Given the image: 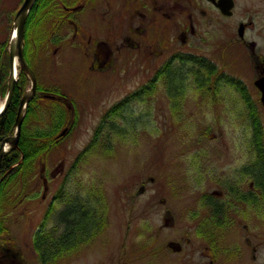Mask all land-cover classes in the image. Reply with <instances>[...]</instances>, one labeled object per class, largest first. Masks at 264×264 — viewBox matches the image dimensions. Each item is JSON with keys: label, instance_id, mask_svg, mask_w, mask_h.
<instances>
[{"label": "rangeland", "instance_id": "1", "mask_svg": "<svg viewBox=\"0 0 264 264\" xmlns=\"http://www.w3.org/2000/svg\"><path fill=\"white\" fill-rule=\"evenodd\" d=\"M19 3L20 0H0V43L7 41L10 20ZM85 21H88L86 15ZM45 26L46 31L52 25L47 22ZM61 30V34L67 32L69 38L72 35L71 30ZM48 33L51 36V31ZM85 35L81 31L77 37ZM45 40L46 37H42L37 41L41 45L39 58L35 46L34 61L28 56L30 68L37 83L48 92L63 94L68 99L67 104L75 105L76 109L68 113L63 102L48 100L35 105L30 112V131L42 122V127L48 130L51 125L62 122L61 131L67 124L66 115L73 123L71 131L47 155L44 167L40 170V165L33 171L34 176L47 171L50 180L45 192L37 181L29 190L32 196L20 199L22 192L33 186L32 180L23 183L18 180L22 186L17 183L5 188L4 200L9 199L10 205L5 202L0 215L7 234L15 237L11 244L20 247L28 264H177L166 244L188 232L186 222L191 223L188 215L197 209L200 199L216 197L214 192L225 191L219 184L224 171L249 165L253 160L252 121L248 119L251 110L228 85L220 89L217 102L210 103L203 89H193L197 84L192 76L188 77L187 85L184 83V95L180 97L176 93L178 80L173 79L170 86L158 81L156 91L145 98L146 106L133 108L131 117L127 113L122 128L109 133L110 144L101 147L99 141L92 138L106 110L147 82L168 56L144 62L129 52L128 57L119 58L113 71L100 72L91 69L90 43L84 45L77 40L73 45L68 42L51 45L48 41L49 48L43 51ZM209 58L224 70V75L240 80L243 85H252L253 72L239 51L227 50L222 61L213 55ZM257 116L264 145V109L258 108ZM88 144L87 155L77 160ZM63 186L64 193L50 207L43 229L49 231L55 225L65 228L64 221L70 228L73 224L80 225V229L87 227V231L78 236V245L84 248L76 246L63 253L62 259L42 262L31 248V238L42 223L48 199L54 198ZM205 202H208L205 212L212 213L214 201L206 199ZM260 203L255 221L247 218L241 225L235 222L216 241L214 256L218 264L246 262L245 257L244 262L229 257L226 252L240 245L246 250L242 240L251 229L256 238L257 259L261 264L264 262V203ZM76 208L79 210L76 214L66 216ZM101 212L105 222L97 219ZM62 213L65 215L63 225L57 220ZM244 225L247 226L245 233ZM197 228L200 233L218 229L210 219L202 222L200 218L194 221L193 230ZM98 229L101 232L98 233ZM46 248L50 247H45L48 253L51 248L49 251Z\"/></svg>", "mask_w": 264, "mask_h": 264}, {"label": "flooded vegetation", "instance_id": "2", "mask_svg": "<svg viewBox=\"0 0 264 264\" xmlns=\"http://www.w3.org/2000/svg\"><path fill=\"white\" fill-rule=\"evenodd\" d=\"M97 1L101 3L98 4ZM59 2V25L70 26L72 35L69 38L65 32L62 36L54 37V41L60 44L68 42L71 45L77 40L84 45L90 43L92 70L113 71L112 68L119 58L123 55L128 57L129 52L144 62L151 58L160 59L165 55L168 56L165 63H174L186 56L185 60L190 62L192 67L208 75L202 89L208 94L210 103H216L220 89L228 85L235 89L241 97V102L251 110L248 119L256 122L259 120L257 110L264 109L261 90L257 85L264 86V0H59ZM68 4L74 5L68 7ZM84 14L88 21L84 22ZM90 16L99 25L102 24V29L93 28L92 24L89 26ZM81 31L86 35L78 38L77 35ZM229 49L239 51L247 62L254 75L252 85H243L240 80L237 84H230L235 81L234 78L224 75V70L209 58L213 55L222 61ZM161 71L162 66L152 77L156 79ZM226 77H229L228 81ZM153 88L155 84L147 86L148 90ZM176 93L181 96L179 86ZM37 94L40 95V91L37 90ZM143 98L145 99L146 95L143 94ZM60 102L71 109L65 98ZM125 104L124 114L127 113L129 106L128 103ZM261 162L258 164L255 154L249 165H241L223 172L221 177L223 180L219 184L225 191H216L213 193L216 197L211 195L206 198L214 201L212 213L205 212L208 211V202H205L206 199H200L197 209L188 215L191 220L190 224L186 222L189 233L185 231L166 244V248H171L170 253L177 264H218L214 256V251L217 252L215 243L223 237V232L232 228L235 222L241 225V221L247 218L255 221L258 215L257 207L262 204L260 202L264 203V160L261 159ZM41 182L45 192L47 180L42 177ZM43 198L47 199L45 194ZM53 200L54 198L48 199L41 221L48 219ZM198 218L202 222L210 219L211 224L218 229L209 233H200L198 228L194 231V221ZM54 227L52 235L61 238L64 230ZM246 231L247 226L244 225L243 232ZM39 233L41 237L37 240ZM52 235L50 231L36 229L31 238V247H35L36 243L51 247ZM241 238L242 235L239 236L240 241ZM196 239L201 242H197ZM242 242L246 250H243L241 245L240 248L233 246L230 253L229 249L227 250V255L242 261L245 257L247 260L244 264H261L257 259L253 229L249 234H245Z\"/></svg>", "mask_w": 264, "mask_h": 264}, {"label": "trees", "instance_id": "3", "mask_svg": "<svg viewBox=\"0 0 264 264\" xmlns=\"http://www.w3.org/2000/svg\"><path fill=\"white\" fill-rule=\"evenodd\" d=\"M44 1L45 0L36 1L33 9L31 10L26 20L25 41H24V51H25L26 58H27V52H28V47H29V36H30L28 23L30 21L32 22L34 21L33 19L35 18L37 13L40 11L42 5L44 4ZM8 69L9 68H8L7 53L5 51L4 46L2 45L0 46V97L3 96V94L5 93L6 80L8 77ZM179 77H183V76L179 75ZM178 81L180 84L182 79L179 78ZM169 83H171V79H169ZM199 84H201V81L199 82ZM26 86H27V81L25 77L21 75L18 83L15 85L13 97L11 99L9 107L6 110V112L0 117V142L4 138H6L8 135H10L12 132L14 117H15L18 104H19V98L24 92ZM42 101H47V100H44L41 97H36L27 106L26 116H25V119H24V122L21 128V133H20L19 141H18L19 150L6 152L2 156L1 164H0V174L1 175H3L4 172H7L12 166L14 165L15 166L10 172H8L7 176L4 177L3 181H1L0 183V208H1V204L4 201L3 197L5 196L4 195L5 188L11 183L18 181L19 179L24 182L27 177L33 176L34 175L33 171L35 169V167L34 168L32 167L33 161L36 160V158L43 157L41 154L43 153L44 150L49 149L54 143L58 144L60 141L57 138L54 139L53 136L57 132V130L63 126L61 122L58 124H55V126H51L49 130H46L42 127L43 122L40 123L34 130L32 131L29 130L30 112L35 105L42 103ZM118 109H119V105L111 109L107 113V116L103 118L102 123L99 124V127L95 131L93 139L94 138L97 139L101 147H106V144L109 141V139L106 138V136L109 133V130L115 126L118 127L112 121L116 114L108 118V115H110L112 112L116 113ZM119 116L123 117L122 113H119ZM254 125H255L254 132H256L259 125L256 123ZM256 137H257V142L260 143L261 135H257ZM261 150H262V147L260 146L258 150L256 151H257V155H259V158L263 159V156H262L263 152ZM42 165L43 166L45 165V161L42 163ZM15 177L17 179H15ZM103 207H105V204H103ZM73 211L74 212L66 216L70 217L71 215L76 214V212L79 210L76 208ZM97 219H101L105 222V220L101 217H98ZM104 228L105 226L103 224L102 229ZM66 230L69 234L67 235V237L60 238L61 243H62L60 247V252L63 248H65L63 246L68 247L73 244L72 242L79 240L78 236L82 234V231L83 232L87 231V227L86 228L84 227V229L82 228L80 229V225L73 224L72 227L70 228V225L68 223V226H66ZM77 232H78V235L75 236L74 233H77ZM99 232H101L100 229H98V233ZM9 244L10 243L7 239V228L5 227V222L0 215V264H24L21 258H20L21 260L20 261L19 258L17 257L18 255L17 252L12 250V247ZM8 246L11 249H9ZM37 246H38V253H39L40 259L43 261L45 256L48 255L49 262H51L50 260L53 259L54 255H56V253L54 254L53 249L50 250V248L48 249L46 248L47 250H50L47 253L45 250V246L40 245V244H38ZM60 256L61 254L58 253L57 258H59Z\"/></svg>", "mask_w": 264, "mask_h": 264}, {"label": "water", "instance_id": "4", "mask_svg": "<svg viewBox=\"0 0 264 264\" xmlns=\"http://www.w3.org/2000/svg\"><path fill=\"white\" fill-rule=\"evenodd\" d=\"M35 0H25L19 11L17 12L14 23H13V28L15 31L16 39L15 43L10 45L9 49V62H10V71H9V78H8V97L6 99L5 105L3 107V110L0 111V116L2 112L7 108L8 102L11 98V92L13 90L14 86V72H13V59L14 56H17V60L20 64V71H23L25 75H28V79L31 82V87L30 91L28 93H25L23 97L20 100L19 104V109L17 112V116L14 121V127H15V133L13 136L6 138L0 143V160L2 157V154L5 151V145L8 144L11 149H16L17 148V142H18V137L20 134L21 130V124L23 121V108L25 105L33 98L36 90V82L34 75L32 74L31 70L28 68L24 57H23V29H24V22L25 18L27 16V13L31 6L33 5ZM262 92L261 95V101L264 104V86L257 84Z\"/></svg>", "mask_w": 264, "mask_h": 264}, {"label": "bare ground", "instance_id": "5", "mask_svg": "<svg viewBox=\"0 0 264 264\" xmlns=\"http://www.w3.org/2000/svg\"><path fill=\"white\" fill-rule=\"evenodd\" d=\"M31 24H32V21H30L28 23V28H29V26ZM25 25H26V22H25ZM11 42H14V37L11 39ZM32 74L34 75V73H32ZM12 93H13V90H12L11 94ZM146 104H147V101L143 97L135 99L131 103V105L129 106L130 116H131V114H133V108H138V107L144 108V106H146ZM0 109H1V107H0ZM119 113H121V109L120 108L116 111V113H115L116 115H115V117L112 120L113 123L115 125H117V126L125 122V119L123 117H120ZM29 122H30V117H29ZM57 147H58V144L54 143L49 149L44 150L43 153L41 154L43 157L36 158V160H34L33 163H32V167L34 168V167H38V166L42 165V163L46 160L47 155L50 154L51 151L55 150ZM7 174L8 173L4 172V174L1 175L2 181H3V178L7 176ZM15 179H17V178L15 177ZM50 248L51 249H58V247L56 245H51Z\"/></svg>", "mask_w": 264, "mask_h": 264}]
</instances>
